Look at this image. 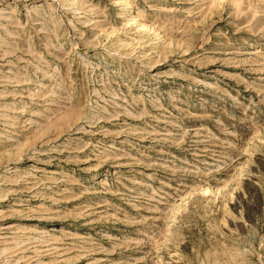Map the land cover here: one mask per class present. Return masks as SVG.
I'll use <instances>...</instances> for the list:
<instances>
[{
    "label": "rangeland",
    "instance_id": "obj_1",
    "mask_svg": "<svg viewBox=\"0 0 264 264\" xmlns=\"http://www.w3.org/2000/svg\"><path fill=\"white\" fill-rule=\"evenodd\" d=\"M0 264H264V0H0Z\"/></svg>",
    "mask_w": 264,
    "mask_h": 264
}]
</instances>
